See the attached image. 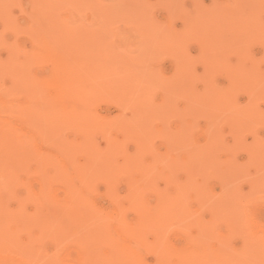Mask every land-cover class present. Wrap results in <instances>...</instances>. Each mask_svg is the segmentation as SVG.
I'll return each mask as SVG.
<instances>
[{"label": "bare ground", "instance_id": "1", "mask_svg": "<svg viewBox=\"0 0 264 264\" xmlns=\"http://www.w3.org/2000/svg\"><path fill=\"white\" fill-rule=\"evenodd\" d=\"M246 1L255 5L258 0H225L206 8L198 0L180 33L172 23L166 33L150 31L156 49L176 57L167 79L154 70L151 53L115 57L104 51L103 41L98 49L71 50L34 13L35 24L26 23L35 40L33 58L0 60V254L24 264H264V223L247 212L253 202L226 190L210 193L203 182L193 184L196 176L212 173L228 180L241 171L233 157L216 155L224 148L218 133L224 126L234 131L236 145L243 131L254 132L249 148L257 158L264 145L256 133L264 125V109L257 103L264 98V66L248 59L250 44L264 42V23L260 8ZM7 11L8 4L0 0V17ZM188 38L201 44V73L189 65L182 45ZM232 55L238 59L231 60ZM48 65L50 74L33 72L35 66ZM221 72L228 76L226 85L218 82ZM160 88L165 98L156 102L152 96ZM240 89L249 92L248 101H238ZM105 99L117 101L123 111L99 115L95 105ZM201 113L211 133L204 143L194 144L190 135ZM173 115L178 121L171 132L166 122ZM98 132L106 138L103 146L96 142ZM154 136L165 139V150L154 151ZM175 147L185 150L175 153ZM34 177L37 185L28 181ZM155 177L163 178L164 186ZM120 178L127 182L121 198ZM98 181L106 183L107 205L92 195ZM23 184L25 195L17 189ZM12 197L20 199L15 207ZM190 198L199 205H189ZM29 199L36 202L30 210ZM208 200L206 218L201 204ZM245 225L259 232H247ZM240 229L245 237L235 252L228 241ZM22 232L26 239L20 238ZM176 232L183 233L181 244L172 240ZM144 250L154 251V262L146 260Z\"/></svg>", "mask_w": 264, "mask_h": 264}, {"label": "rangeland", "instance_id": "2", "mask_svg": "<svg viewBox=\"0 0 264 264\" xmlns=\"http://www.w3.org/2000/svg\"><path fill=\"white\" fill-rule=\"evenodd\" d=\"M2 1H5L8 4V11L5 18L0 17V34L4 35L3 43L0 44V60L2 61H6L8 57L11 56H13L16 60H28L33 58L32 56L35 50V40L32 39L31 35L29 34L26 23L27 21H31L32 24H35L37 20L34 16V13H36L37 16L43 20V25L50 27L49 34H58L61 39L63 38V40L66 41L68 48H71V50L82 49L83 51H86L84 49L90 47L98 49L100 42L103 41L102 44L104 45V51H106V53L109 55H114L115 57L124 55L128 58H131L133 55L151 53V64L154 63L156 65L154 66V64H152V66H154V70H156L162 79H167L174 72V59L176 57H174L175 55L169 51L164 50L162 53L161 50L156 49L157 41L154 36L150 35V33L152 30L157 32L155 30L157 28H161L160 30H162V33H166V31H170V28L168 27L170 23L173 24V26L171 24V29L174 28L175 32L180 33L185 27L187 18H190L194 15L196 11V1L198 2V0ZM224 1L225 0H199V2H201L200 5H202L204 8L207 6H220ZM247 3L248 5L257 6L260 8V19L264 23V0H258L255 5L254 3ZM219 28L221 29L222 35H225V32L223 34L224 30H226V33L229 31L227 24V29L224 28V26ZM223 28L224 30L222 31ZM210 30L208 32L214 34V32ZM214 30L218 31V29ZM182 41H184L182 42V45L185 47V54L190 58V67L197 73L203 72L204 65L201 61H199V53L201 51L200 42L197 41V39L192 38H188L187 40L184 39ZM250 46V50L248 49V59L251 60V58H255L252 60H257L264 66V42L255 41L251 43ZM235 57L236 56L232 55L230 58L231 60L236 61L238 58ZM33 72L42 75L44 73L50 74L52 70L50 65H48V67L35 66L33 68ZM110 77L111 76H109V78ZM116 77L117 75L114 74L111 78L114 80ZM2 79H4V82H6V85L9 84L10 78L8 76ZM217 79L218 82L223 85L229 83L227 80V74L223 72L217 75ZM196 84L199 89H201V86H203L202 81H198ZM162 92L164 91L160 88V90H158V92L152 96V99L156 102L159 100L164 101L165 97L164 93ZM235 95L239 102H246L250 98L249 92L245 89L238 90ZM105 100L100 101L95 105L96 112L99 115L110 117L115 116L116 114L123 111L121 104H119L117 101L112 99ZM174 102L176 107L179 110H182L181 100L177 98L174 99ZM257 103L261 109H264V98H259ZM124 111L127 114L130 113V109H126ZM177 121L178 118L176 115L171 116L166 122V128L171 132L176 131ZM207 121L208 119L203 113L196 116L194 129L190 135L191 140L193 142L195 141L194 144H200L202 142L204 143L208 133H211L210 130H207L208 128H205ZM233 132L234 131L228 126H224V128L218 132L224 143V148L218 149L216 151V155L222 159L230 156L233 157L236 162V166L242 168L241 171L238 173L236 171L233 177L229 178L228 180L226 178L223 179V177L226 176L220 178V176L216 175L217 177L214 178L215 175L212 173L205 176L201 175V177L196 176L193 184L195 186L198 184L199 186V184H202L203 182L202 185H204L210 193H221L223 190H226L229 195L237 194L242 197H248L253 203L247 212L251 214L253 218L256 217L254 219H258L264 223V145H262L261 149L259 150L260 155L257 158L255 157L254 151L249 148L254 140V132L250 130L243 131L240 143L238 145L235 143V133ZM256 133L259 134L258 136H261L262 139H264V125H259L257 127ZM66 135L68 137H72L74 135V131L72 129H68L66 130ZM95 139L96 142H98L101 146L106 143V138L101 132L96 133ZM163 139L164 138L160 136H154L152 138L151 145L153 149H155L154 151L165 150L167 143L165 139ZM133 147V144H131L130 148L132 149ZM174 149L175 150L173 152L175 153H181L182 150H185L177 147ZM159 178L157 177L154 181L162 187L164 186L165 182L163 178ZM196 178L198 179L196 180ZM123 179L125 178H120L117 180L119 182L118 186H120V198L122 195L124 196L126 189L125 184L127 183H125V180L123 181ZM28 181L34 185H37V178L35 177L28 178ZM24 185L25 184L22 186H17V189H20L18 191L21 195H25L27 190L26 186L23 188ZM97 188L98 189H96L92 195L97 198L101 204L107 205L110 201V195L107 192L106 183L98 181ZM106 193L107 195H105ZM150 193L152 194V192ZM151 194H148L149 197L155 198V194L154 197L150 196ZM19 201L20 199L18 197H12L9 200L13 207H15ZM211 203L212 202L208 200L202 202L201 204L202 214L205 217L207 216L206 218L210 217ZM188 204L197 206L199 205V202L198 200L190 198L188 200ZM25 205L30 210L36 205V202L29 199L25 202ZM236 211L233 213V215L240 213H236ZM241 212L242 213L240 214H242L243 218H245L246 211L243 210ZM129 216L130 218H134L135 214L131 212ZM221 227L224 231L230 230V227L226 228L225 225H222ZM244 228L247 232L248 230L250 232H259V227H249L245 225ZM245 229L242 230L245 231ZM191 231L194 232L193 229ZM244 231H241V229L235 230L229 238V246L235 252L241 247L243 243L245 237ZM19 236L22 240L26 239L27 237V235L23 232ZM183 237L184 236L182 232H176L172 235V240L176 244H181L184 242ZM144 257L148 262L152 263L155 260V253L152 250H144ZM16 260H10L6 254H0V264H24L21 261Z\"/></svg>", "mask_w": 264, "mask_h": 264}]
</instances>
